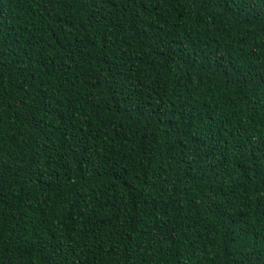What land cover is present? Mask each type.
Segmentation results:
<instances>
[{
	"label": "trees",
	"instance_id": "trees-1",
	"mask_svg": "<svg viewBox=\"0 0 264 264\" xmlns=\"http://www.w3.org/2000/svg\"><path fill=\"white\" fill-rule=\"evenodd\" d=\"M0 264H264V0H0Z\"/></svg>",
	"mask_w": 264,
	"mask_h": 264
}]
</instances>
